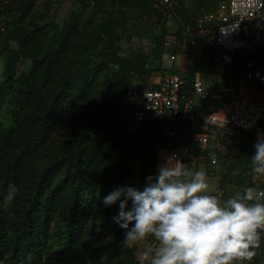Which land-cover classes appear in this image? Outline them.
Returning a JSON list of instances; mask_svg holds the SVG:
<instances>
[{"label": "trees", "instance_id": "obj_1", "mask_svg": "<svg viewBox=\"0 0 264 264\" xmlns=\"http://www.w3.org/2000/svg\"><path fill=\"white\" fill-rule=\"evenodd\" d=\"M36 1L0 3V202L10 184L18 189L10 206H0V264H74L78 255L76 264H132L136 248L124 247L123 230L111 221L118 203L105 209L101 200L121 185L143 188L146 173L153 175L158 130L176 126L190 132L181 116L144 123L135 134L118 121L125 89H146L153 74L165 75L167 18L153 0H104L95 8L77 0V11L100 19L96 28H83L74 37L68 23L26 26ZM184 2L199 8L216 0ZM142 14L154 16L152 25L162 27L148 37L146 54L126 52L121 47L124 36L131 40L126 24L140 21ZM181 15H173L176 35L191 23L188 14ZM205 47L199 43L187 50L184 80L204 68L198 53ZM58 136H66L63 146L56 145ZM247 142L243 133L231 149L241 155ZM251 154L245 152L239 165L233 164L237 156L228 163H249Z\"/></svg>", "mask_w": 264, "mask_h": 264}, {"label": "built area", "instance_id": "obj_2", "mask_svg": "<svg viewBox=\"0 0 264 264\" xmlns=\"http://www.w3.org/2000/svg\"><path fill=\"white\" fill-rule=\"evenodd\" d=\"M7 1L0 0V3ZM103 1L85 0L89 8H95ZM153 2L167 19L177 12L190 16L191 23L184 27L182 38L166 36L165 48L177 47L181 40L182 53H187L190 47L201 43L208 48L217 68H221V74L222 68L227 74L225 80H218L213 86L201 73L194 74L190 85L179 74L168 73L154 87L127 88L121 98L118 121L141 125L179 116L187 120L188 135L176 126L158 130V139L153 146V176L167 161L175 163L168 160L173 156L183 164L191 162L193 167L195 163L206 161L209 174L218 184L215 194L227 199L235 191H242L252 184L250 162L237 168L229 166L228 157L240 155L231 147L238 145L246 133L253 153L258 135L264 134V0H216L214 4L199 8L191 6V2L182 5V0ZM178 19L182 20V15ZM141 21L153 23L155 17L142 14ZM177 55L169 54V60L175 61ZM229 185L234 191L227 187ZM256 185L264 188L262 181H257ZM257 253L261 259L254 264L264 258V234Z\"/></svg>", "mask_w": 264, "mask_h": 264}, {"label": "clouds", "instance_id": "obj_3", "mask_svg": "<svg viewBox=\"0 0 264 264\" xmlns=\"http://www.w3.org/2000/svg\"><path fill=\"white\" fill-rule=\"evenodd\" d=\"M253 147L249 167L252 184L227 199L210 192L205 171L193 172L175 156L168 159L175 163L167 161L154 176H147L142 189L121 185L102 198L105 209L118 203L111 221L123 230L125 246L137 247L149 237L157 242L155 248L140 251L138 264L252 261L264 234V188L256 185L264 182V134L258 135ZM17 191L10 184L0 206H10ZM100 230L97 226L96 231ZM27 261H31L30 254Z\"/></svg>", "mask_w": 264, "mask_h": 264}, {"label": "rangeland", "instance_id": "obj_4", "mask_svg": "<svg viewBox=\"0 0 264 264\" xmlns=\"http://www.w3.org/2000/svg\"><path fill=\"white\" fill-rule=\"evenodd\" d=\"M73 0H37L34 4L32 13H31V17H33V21L31 22H26V26L33 28V26H31L34 22V25H37L36 23L38 21H40L41 24L44 23H49V22H53L55 21V24H57V26L62 27L65 23H68L67 26H72L71 29H68V31H72L73 32V36H77L78 32L83 29V28H87L89 30H93L94 28H96V23H98L99 19H100V15L97 14L95 17H92V14L90 12H82L81 11H77V7H78V3L76 2L77 0H75V2H72ZM75 5V6H74ZM80 10V9H79ZM80 13V14H79ZM79 14V15H78ZM75 15V16H74ZM78 15V16H76ZM74 16V17H73ZM54 18V19H52ZM74 18V20H73ZM140 20V19H139ZM162 27V25L160 24H149V23H143L141 20L140 21H129L126 24V33L130 34L131 40H127V35L126 37L124 36L123 41L121 43V47L126 51V52H141L146 54L147 50L150 46L149 43V39L148 37H152V35H154V32H157L158 29H160ZM45 32H48V29L46 27H44ZM67 28V27H66ZM26 32V31H25ZM30 33V31L26 32V36H28V34ZM14 50H16L17 48V44L14 43V46L11 47ZM178 61L175 62V65L177 67H179V62ZM2 63L0 62V67ZM172 64V63H171ZM170 62L168 61V57L167 56H163L162 58V65L163 69L167 68L168 66L171 65ZM174 65V64H173ZM165 74H168L169 72L164 71ZM155 74H159V72H156ZM153 74V75H155ZM0 79H1V72H0ZM153 80H157V77H153ZM126 128H124L125 132L127 133H137L140 129L141 126L138 125H127L125 126ZM215 138V136L213 137V139ZM65 139L66 136H58V142L56 143V145L58 146H63L65 143ZM58 146V147H59ZM249 144L244 143L240 148L239 151H243L241 152V155H236V153H233V155H236L237 157H235L234 159V163L235 165H239L241 164V159H243L245 156V152L249 153ZM184 166L190 170H192L193 168V172L196 170H203L206 172L207 175V179H208V183L210 186V192L212 194H215L217 191V187L218 184L215 180V178L209 174V166L208 163L206 161L204 162H199V163H195L194 167L193 164L191 162H186L184 163ZM133 169L135 171L138 172V165L137 164H133ZM147 175H151L150 172L146 173V177ZM228 188H230L231 186H227ZM59 224H62L61 221L58 219ZM115 225V224H114ZM89 228H87L88 230ZM89 239V235L85 234L82 238L83 241H87ZM157 246V242L149 237L147 238L145 241H141L139 243V245L137 247H135V259L136 261H132V264H138V257H139V253L140 251L145 248V247H153L155 248ZM124 247H127L124 245ZM129 248V247H127ZM79 259L80 256L78 255L77 257H74V264L79 263Z\"/></svg>", "mask_w": 264, "mask_h": 264}, {"label": "crops", "instance_id": "obj_5", "mask_svg": "<svg viewBox=\"0 0 264 264\" xmlns=\"http://www.w3.org/2000/svg\"><path fill=\"white\" fill-rule=\"evenodd\" d=\"M174 19L175 18H173V16H172L171 18L167 19L166 23L163 25V28L166 29V34H167V35H165V37L168 36V35H172V37L181 39L182 38V33L181 32L179 33V35H176L179 29L175 25ZM157 32H159V29H158ZM157 32H154V33H157ZM165 37L163 38V41H164ZM163 47H164V45H163ZM182 47H183V42L181 40L178 41V46L177 47H173V46H171L169 48H165L164 47V53L162 55V58H163V56H167L168 57V61L170 62V64L171 63L172 64L170 66H168L167 68H165V69H163V66H162V70H165V71L176 70L178 72V74H180V76H182V77L184 76V72H185V69L188 66L189 60L187 58V53H182V50H183ZM169 54H178L176 60L171 62L169 60ZM198 56H200L204 60V68H202L201 70L196 71V72L193 73V75L191 76L190 80L187 81L189 83V85L191 84L193 76H194L195 73H201L202 77H204L207 80L208 84L212 85V86L218 80H225L224 77H226V74H227L226 70L222 68V70H224L223 71V75H222L221 74V68L220 69L217 68L215 62H213L210 54L208 53V48L207 47H205L202 50H199ZM162 58H161V63H162ZM176 61L179 62V67H177L175 65ZM154 76L157 77V80H153L152 81ZM161 77H162V72L161 73L159 72V74H155V75L151 76L148 79V88L149 87H154L155 85H157L158 82L160 81ZM231 189L234 191V187L233 186L231 187ZM260 259L261 258L258 256L257 259H255V260L257 261V260H260ZM256 261L252 260L248 264H254V262H256ZM259 264H264V258H263L262 262H260Z\"/></svg>", "mask_w": 264, "mask_h": 264}]
</instances>
